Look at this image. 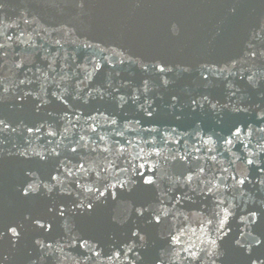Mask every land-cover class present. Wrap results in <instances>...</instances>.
Returning <instances> with one entry per match:
<instances>
[{
  "label": "water",
  "instance_id": "1",
  "mask_svg": "<svg viewBox=\"0 0 264 264\" xmlns=\"http://www.w3.org/2000/svg\"><path fill=\"white\" fill-rule=\"evenodd\" d=\"M25 19L29 23L25 24ZM21 33L25 43L16 40ZM7 35L13 40L7 41ZM0 42L10 45L7 56H0V120L8 124L0 131V232L9 223L19 226L21 232L15 246L6 236L0 239V264H31L38 257L36 239L61 240L66 245L65 223L108 251L126 250L121 242L127 239L129 229L140 228L146 242L137 246L139 256L129 253L128 259L121 256L115 264H193L183 249L192 242L198 248L206 247L197 235L200 218L210 215L213 207V198L200 193L208 181L219 189L215 199H223L224 207L235 206L232 230L236 235L242 227L239 215H247L248 209L264 212V184L260 183L264 173L236 160L242 146L237 143L230 153L223 147L212 153L204 148L196 152L198 141L193 139L197 128L203 139L212 136L216 140L214 134L223 135L233 123L250 125L254 131L264 127V121L257 119L264 111V57L258 55L253 60L250 56L252 50H264V0H0ZM233 62L236 66L229 72ZM97 64L100 70L94 71ZM154 64L167 65L172 71L157 73ZM219 68L225 71L218 73ZM202 72L208 75L207 81L202 79ZM248 76L253 77L251 83ZM204 96L217 104L215 112L203 101ZM193 98L205 107L193 111ZM234 108L247 111L236 112ZM112 120L117 123L112 124ZM29 126L43 127L29 137ZM48 131L56 135L50 137ZM261 135H245V143L251 140L247 151H259L257 141L264 143ZM144 139H155L162 154L158 159L161 174H179L197 165L205 168L204 175L194 179L190 187L175 189L177 195L183 191L186 196L182 204L172 208L168 221L173 223L154 228L129 211L132 205L152 200L151 194L147 200L141 197L139 185L136 192L98 206L93 215L69 214L54 222L51 233L36 230L26 219H53L47 207L55 202L58 188L51 194L44 190L24 198L17 189L25 181L47 178L61 160L68 167L76 160L84 162L90 168L87 175L94 179L98 165H104V157L110 155L102 148L126 144L134 155L140 147L148 150ZM166 139L180 143H165ZM71 147H77L78 153H72ZM53 148L59 157L40 161L34 155H48ZM177 149L179 154L191 153L186 164L171 160ZM21 152L32 158L25 159ZM163 156H168V161ZM118 163L127 166L123 160ZM221 168L228 171L221 173ZM29 170L33 175H26ZM241 173L250 182L231 187L234 182L230 177ZM221 175L225 179H214ZM65 187L71 186L66 183ZM169 198L164 197L166 203ZM185 216H189L188 221ZM113 217L120 222L113 223ZM181 225L188 231L181 245L171 249L161 236ZM260 230L257 227V232ZM217 243L223 245L219 250L225 253L217 264H247L228 238ZM64 252L69 259L63 264H75V259L90 264L78 256L79 249L65 246ZM200 255L203 264H210L205 253Z\"/></svg>",
  "mask_w": 264,
  "mask_h": 264
},
{
  "label": "snow or ice",
  "instance_id": "2",
  "mask_svg": "<svg viewBox=\"0 0 264 264\" xmlns=\"http://www.w3.org/2000/svg\"><path fill=\"white\" fill-rule=\"evenodd\" d=\"M83 7V3L80 4ZM25 24L29 23L27 19L24 21ZM20 36L16 37L17 41L25 43ZM7 41H12L13 36L7 35ZM59 43V41H57ZM10 45L0 42V56H7V47ZM34 46V45H33ZM91 47V45H86ZM103 51V49H101ZM114 54L115 50H113ZM118 55V54H117ZM249 55V53H245ZM264 57V50L257 53L255 50L250 52L251 59L255 60L257 56ZM123 63V60H121ZM236 62H233L231 67L227 70L229 72L235 68ZM17 67H21V64H17ZM157 73L170 72L172 69L167 65H153L152 66ZM100 65L97 64L94 71H99ZM147 70V69H145ZM188 69L185 68L184 71ZM211 71V70H210ZM225 68H219L218 73H223ZM203 80H208V75L201 73ZM243 79V76L241 77ZM253 80L252 76H248V81L251 83ZM23 83V81H21ZM167 85V81H164ZM254 86V84L252 85ZM175 101L177 98L172 97ZM203 101L208 102L210 109L215 112L217 110V104L211 103L207 96L203 97ZM192 110L195 111L197 107L203 109L205 104L195 98L191 101ZM39 108L40 105L38 104ZM223 107H227L224 105ZM236 112L247 111V109L234 108ZM148 116L152 115L149 111ZM257 119L264 121V111L257 115ZM115 120H112V124H116ZM8 124L0 120V131L7 129ZM41 127L34 128L33 126L27 127L26 131L31 137L34 132L39 133ZM15 130V129H14ZM246 130V131H245ZM95 132V127L92 128ZM146 131H155L146 130ZM175 129H173V132ZM256 132L262 134L261 140H264V127H257L255 131L250 125L241 126L239 123H233L229 126L223 135L220 133H215L217 137L216 140L209 136L207 139H203L200 135L199 129H196V134L193 139L198 141V146L194 145L195 151L199 152L202 148L206 149L207 152L212 153L218 150L219 147H223L225 152H231L232 148L238 143L242 146V154L236 157V160L241 164L248 166H254L255 169H259L261 173H264V143L257 141L256 147L259 151H247L249 149V144L245 143V135L247 137L253 136ZM47 135L54 137L56 133L54 131H48ZM83 139V137L81 138ZM101 140L104 138L101 137ZM217 141L222 143L218 144ZM176 143L179 144V140H165V143ZM49 144L53 141L49 140ZM128 143H131L130 141ZM143 144L149 146L148 150L145 147H140L139 151L134 155L131 154L129 148L126 144H120L118 146L104 147L101 149L102 152L109 153V156H105L104 160L106 163L102 166L98 165V171L94 179H91L87 173H89L90 168L86 166L84 162L76 160L73 162L72 167H68L64 162L58 161L56 166L50 170L47 174V178L39 177L36 179H30L25 181V184L17 189L19 194L24 197H33L37 194H43L46 190L47 193H53L54 189L58 190L55 193V202L47 207V213L51 214L53 219L47 220L42 217H26L34 225L35 229L38 231H43L45 233H51L55 228V223L60 219L67 217L71 214L73 217L93 215L98 206L106 204L109 199L111 201H118L119 198H123L125 194H132L136 192L137 185L141 187V197L147 200L149 194L152 196L150 203H140L138 205H132L129 211L134 212L136 217L142 218L146 221L148 225L152 227H157L163 225L165 222L173 223V221H168L169 215L172 213V208L178 204H182L186 193L180 191L177 195L175 189H181L185 187H190L194 179H200L204 173L205 168L197 165L195 168L189 167L186 172L179 174H161L160 165L158 159L161 158V152L155 146V139H144ZM70 151L72 153H78L79 149L77 147H71ZM96 151V149H93ZM179 149H177V154L171 156V160L174 162H179L181 165L186 164L189 161L191 153L179 154ZM114 154V159L111 156ZM21 156L25 159H31L32 156L26 152H21ZM34 155L39 158L40 161H46L50 156L59 157L60 153L55 150V148L50 150L48 155L34 152ZM131 156V159L128 157ZM156 157L157 160L153 161L152 158ZM165 161H168V156L162 157ZM194 160H199L200 157L192 156ZM212 161L215 162L216 157L213 155L211 157ZM125 161L127 166L121 167L118 161ZM232 163H235L233 161ZM221 173L227 172L228 169L221 168L219 170ZM121 173L124 175L122 176ZM26 175H33L31 170L26 173ZM243 178H240V177ZM75 177V179H73ZM137 177L139 179H137ZM214 179L223 180L225 177L221 175L220 177H214ZM230 179L234 182L231 187L235 188L237 185L244 186L248 177L243 173L238 175H232ZM43 181V183H41ZM55 182L54 184L52 182ZM250 182V181H248ZM71 187H65V184ZM261 184H264V179L260 180ZM208 186L206 189H200V193L206 197H211L212 199V210L210 215H205L200 218V235L196 234V230L192 229V234L197 235V239L201 241L202 244L206 245L204 248H198L195 242H192L190 247H185L183 250L189 255L186 259L195 264L196 261L201 260L200 253H205L208 258H210V264H217V260L225 255L223 251H220L223 247L222 244H218V241H225L228 238L233 250L240 252L246 257L247 264H264V212L258 213L255 209H248L247 215H239L238 223L242 225L239 228V235L233 233L232 230V220L237 216V213L233 212L232 209L234 205L229 204L224 207L225 201L223 199H215L216 192L219 191L212 181L207 182ZM195 191V189H193ZM75 193V195H74ZM83 196V198H81ZM169 196V200L166 203L164 197ZM174 201V203H173ZM171 205V206H169ZM198 211V210H197ZM185 221L189 220V216L184 217ZM174 220V217H173ZM120 221L113 217V223H119ZM17 225L9 223L5 226L4 231L0 232V239L5 236L8 238V242L15 246L20 237L21 232L18 230ZM65 234L68 236L67 244L61 243V240H56L55 247L53 242H49L46 239H36L34 241V248L38 253L37 259L31 261V264H63L66 259H69L68 255L64 252V247L67 246L72 249H79L78 256L82 257L85 261H89L90 264H115V262L120 261L121 256L125 259L129 258V253H136L137 246H142L146 242V234L140 228H130L128 231L127 239L122 241L126 250L115 248L111 251L105 250L97 242L93 241L91 238L77 234L73 232L72 228L68 227L67 223L64 225ZM257 227H260V231L257 232ZM247 229V231H245ZM185 229L183 225L179 229L169 230L167 235H162L161 239L165 240L168 247L175 249L178 245H181V238L185 235ZM215 234L214 236L212 234ZM204 237H208L205 239ZM63 239V237L61 238ZM196 250H193V249ZM178 254V253H177ZM4 259H7L5 257ZM75 259V258H72ZM75 264H80L78 259H75ZM122 264V262H121ZM159 264V262H157ZM221 264L223 262L221 261Z\"/></svg>",
  "mask_w": 264,
  "mask_h": 264
}]
</instances>
